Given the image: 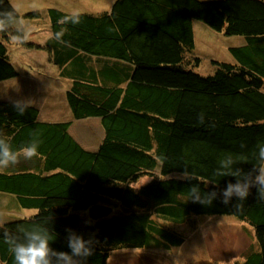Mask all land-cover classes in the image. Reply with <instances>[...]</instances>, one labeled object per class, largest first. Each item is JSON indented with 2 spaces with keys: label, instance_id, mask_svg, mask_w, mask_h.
<instances>
[{
  "label": "trees",
  "instance_id": "16d2710c",
  "mask_svg": "<svg viewBox=\"0 0 264 264\" xmlns=\"http://www.w3.org/2000/svg\"><path fill=\"white\" fill-rule=\"evenodd\" d=\"M11 9L0 0V12ZM64 13L50 8L45 41L22 45L47 50L52 70L67 83L72 118L41 120L32 102L21 115L19 100H0V135L12 148L41 141L38 157L0 169L1 194L35 210L29 220L3 222L0 231L20 235L21 227L45 226L50 246L70 252L71 228L94 242L82 264H107L113 250L181 244L183 235L164 223L227 214L248 223L256 241L235 264H264V200L255 187L239 208L235 197L227 205L219 197L210 205L188 199L193 184L210 192L235 182L214 174L219 157L243 155L249 163L240 167L248 171L264 143V0H115L103 13L82 12L77 25L58 24ZM194 20L243 38L228 48L231 61H210L212 73L195 70L202 58L195 54ZM61 28L63 43L50 39ZM14 36V29L0 32V81L20 75L8 48ZM90 117L103 130L94 149L70 132L75 120ZM185 169L198 180L179 179ZM144 176L150 179L135 187ZM97 204L111 212L90 218ZM0 264H13L2 239Z\"/></svg>",
  "mask_w": 264,
  "mask_h": 264
},
{
  "label": "rangeland",
  "instance_id": "374dc122",
  "mask_svg": "<svg viewBox=\"0 0 264 264\" xmlns=\"http://www.w3.org/2000/svg\"><path fill=\"white\" fill-rule=\"evenodd\" d=\"M115 0H9L20 9L27 26V41L43 43L50 33V8L68 12L79 9L83 13L100 14L108 11ZM33 6L38 10H33ZM38 11V16L28 13ZM195 54L202 58L195 70L202 74L213 72L212 59L231 61L228 48L243 43L238 35H225L202 21L194 20ZM11 60L19 72L16 78L0 81V100H23L36 104L41 120L71 119L64 91L67 83L52 69L48 52L14 43L8 45ZM71 134L87 149L97 147L103 130L99 118L75 120ZM144 176L135 187L146 183ZM3 193V192H2ZM11 194L0 192V224L7 220L32 215L35 210L15 205ZM181 225L164 223L177 229L184 237L179 245L168 250L156 248H122L110 252L107 264H235L243 261L256 244L253 228L233 215H196ZM191 222H193L191 224ZM255 241V242H254Z\"/></svg>",
  "mask_w": 264,
  "mask_h": 264
},
{
  "label": "clouds",
  "instance_id": "9594fccd",
  "mask_svg": "<svg viewBox=\"0 0 264 264\" xmlns=\"http://www.w3.org/2000/svg\"><path fill=\"white\" fill-rule=\"evenodd\" d=\"M33 10L36 9L33 6ZM22 15L20 9L12 6L10 11L0 12V32H7L9 29L15 30L14 43L23 44L27 42V26L17 17ZM82 12L73 9L65 12L58 20L60 25H77L81 22ZM66 29L61 28L54 32L50 39L63 43V36ZM29 103L23 100L14 102V107L23 115ZM199 123H204L203 114L199 118ZM41 141L32 139L27 144L14 150L4 136L0 135V169H8L17 165L20 159L31 160L39 156L38 148ZM243 147V145L241 146ZM255 163H251V170L245 171L240 165L249 163L247 157L237 154H224L218 158V166L214 174L218 177L233 176L235 182H227L223 189L202 192L199 184H193L188 190L189 198L194 203L210 205L214 199L220 198L225 205L229 204L233 197L239 203L236 208L241 207L240 202L245 201L250 194V190L255 187L257 199L264 200V143L257 145V151L253 153ZM179 179H197L187 169L178 174ZM22 219L29 220L30 217ZM2 228V225H0ZM67 245L70 252L57 251L50 246L51 236L47 227L32 225L21 227L20 235H13L6 230L0 231V239L8 246V251L13 257V264H82V261L91 256L94 252V242L91 238L85 239L71 228L66 229Z\"/></svg>",
  "mask_w": 264,
  "mask_h": 264
},
{
  "label": "water",
  "instance_id": "95a60500",
  "mask_svg": "<svg viewBox=\"0 0 264 264\" xmlns=\"http://www.w3.org/2000/svg\"><path fill=\"white\" fill-rule=\"evenodd\" d=\"M111 212V207L106 205H92L89 210L88 214L89 217L92 219H99L107 216Z\"/></svg>",
  "mask_w": 264,
  "mask_h": 264
}]
</instances>
